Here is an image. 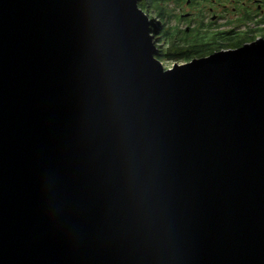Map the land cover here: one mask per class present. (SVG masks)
I'll use <instances>...</instances> for the list:
<instances>
[{"label":"water","instance_id":"obj_1","mask_svg":"<svg viewBox=\"0 0 264 264\" xmlns=\"http://www.w3.org/2000/svg\"><path fill=\"white\" fill-rule=\"evenodd\" d=\"M156 46L138 0H0V264H264V40Z\"/></svg>","mask_w":264,"mask_h":264},{"label":"trees","instance_id":"obj_2","mask_svg":"<svg viewBox=\"0 0 264 264\" xmlns=\"http://www.w3.org/2000/svg\"><path fill=\"white\" fill-rule=\"evenodd\" d=\"M138 5L151 21L152 34L167 49L163 52L156 46L161 49L156 58L163 63L192 62L196 56H211L231 47L240 49L245 46L244 38L255 34L249 31L233 38L213 35L206 27L210 10H221L223 16L245 15L254 21L258 13L254 0H138ZM186 8L190 14H179Z\"/></svg>","mask_w":264,"mask_h":264},{"label":"flooded vegetation","instance_id":"obj_3","mask_svg":"<svg viewBox=\"0 0 264 264\" xmlns=\"http://www.w3.org/2000/svg\"><path fill=\"white\" fill-rule=\"evenodd\" d=\"M254 3L257 6L258 13L255 15L256 18L252 21L250 18L245 15H215L212 10H210V15L208 16L210 21H207V29H209L210 33L213 35H223V36H231V37H239L246 35L247 32L252 31L255 34L246 36L244 38L245 45H249L257 39L264 40V0H254ZM250 28V29H249ZM239 48H228L223 51L236 50ZM222 52V51H221ZM219 53V52H218ZM208 55H200L195 58H207ZM187 62V61H186ZM181 62V63H186ZM190 63V62H187Z\"/></svg>","mask_w":264,"mask_h":264},{"label":"rangeland","instance_id":"obj_4","mask_svg":"<svg viewBox=\"0 0 264 264\" xmlns=\"http://www.w3.org/2000/svg\"><path fill=\"white\" fill-rule=\"evenodd\" d=\"M190 10L188 9V8H186L185 9V11H182V12H179V14H181V15H187V14H190ZM222 11L221 10H219V11H217L216 13H214L215 15H221L222 13H221ZM209 16V15H208ZM188 24L186 23V24H184V27H186V28H188ZM258 40V39H257ZM257 40H254V42H256ZM253 42V43H254ZM157 43H158V45H159V47L160 48H162V50L161 51H163V52H165V51H167V49L163 46V45H160V43L157 41ZM252 44V43H251ZM250 45V44H249ZM160 50H158V51H160ZM197 59H201V58H195V60H197ZM162 64H163V66H164V68L165 69H167V70H169V69H172L173 68V66L174 65H177V64H179V65H184V64H188L187 62L186 63H181V62H178V61H172V62H169V63H163V62H161Z\"/></svg>","mask_w":264,"mask_h":264}]
</instances>
